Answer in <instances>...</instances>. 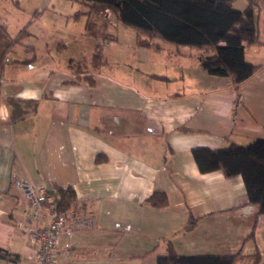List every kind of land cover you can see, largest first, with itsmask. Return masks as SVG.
Listing matches in <instances>:
<instances>
[{
	"label": "crops",
	"instance_id": "crops-1",
	"mask_svg": "<svg viewBox=\"0 0 264 264\" xmlns=\"http://www.w3.org/2000/svg\"><path fill=\"white\" fill-rule=\"evenodd\" d=\"M88 11L80 0H0V249L15 258L0 264H35L15 227L30 221L13 176L69 187L95 218L62 239L59 264H155L165 242L178 256L263 264L264 215L248 239L256 206L241 177L200 172L192 150L264 140V10L254 9L260 44L243 53L258 69L237 92L206 73L202 51L138 47L113 15ZM154 192L165 205L146 202Z\"/></svg>",
	"mask_w": 264,
	"mask_h": 264
},
{
	"label": "trees",
	"instance_id": "trees-1",
	"mask_svg": "<svg viewBox=\"0 0 264 264\" xmlns=\"http://www.w3.org/2000/svg\"><path fill=\"white\" fill-rule=\"evenodd\" d=\"M237 0H80L88 6V14L102 17L113 15L123 27L136 33L138 47H157L153 42L171 44L176 49L188 47L202 51L199 60L207 74L229 77L237 92L258 69L244 61V47L259 45L254 9L256 0H246L243 9L233 6ZM87 21L86 28L89 29ZM27 35L25 28L10 40L6 50L19 44ZM143 36V38L140 37ZM5 50V51H6ZM4 51V52H5ZM98 50L94 57H97ZM4 53H2L1 59ZM27 60L17 62L26 63ZM159 79V78H156ZM192 157L200 172L218 170L225 178L240 176L248 203L256 206L252 227L247 238L253 237L256 220L264 215V140L245 146L231 144L220 150L193 149ZM55 197L56 213L76 203L73 191L50 185ZM146 202L154 207L165 205L163 193L154 192ZM77 204V203H76ZM197 219L189 218L184 231H191ZM166 243V255L157 257L155 264H233L240 253L226 256H178ZM0 259L15 261L0 249ZM254 260L253 264H256ZM264 264V263H263Z\"/></svg>",
	"mask_w": 264,
	"mask_h": 264
},
{
	"label": "built area",
	"instance_id": "built-area-1",
	"mask_svg": "<svg viewBox=\"0 0 264 264\" xmlns=\"http://www.w3.org/2000/svg\"><path fill=\"white\" fill-rule=\"evenodd\" d=\"M11 182L21 192L28 207L30 223L19 222L15 227L33 247L35 264H59L55 250L62 239L74 232L95 228L93 215L82 211L76 203L56 213L55 197L50 194L48 185L33 183L16 176L11 178ZM45 217L49 219V223L38 226L37 222Z\"/></svg>",
	"mask_w": 264,
	"mask_h": 264
},
{
	"label": "rangeland",
	"instance_id": "rangeland-1",
	"mask_svg": "<svg viewBox=\"0 0 264 264\" xmlns=\"http://www.w3.org/2000/svg\"><path fill=\"white\" fill-rule=\"evenodd\" d=\"M241 2H244L245 5L247 4L246 0H238V1L236 2L235 7H236V6H237V7H240V6H241ZM256 4L259 6V8H260L261 10H264V0H256ZM128 30H129V29H128ZM263 227H264V225H263ZM263 231H264V229H263ZM263 237H264V234H263Z\"/></svg>",
	"mask_w": 264,
	"mask_h": 264
}]
</instances>
